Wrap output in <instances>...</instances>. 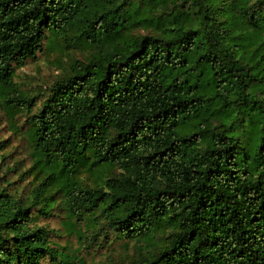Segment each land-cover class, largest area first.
<instances>
[{
	"label": "trees",
	"instance_id": "obj_1",
	"mask_svg": "<svg viewBox=\"0 0 264 264\" xmlns=\"http://www.w3.org/2000/svg\"><path fill=\"white\" fill-rule=\"evenodd\" d=\"M51 35L86 55L38 102L16 70ZM0 105L38 181L0 177V264H76L59 211L131 264H264V0H0Z\"/></svg>",
	"mask_w": 264,
	"mask_h": 264
},
{
	"label": "rangeland",
	"instance_id": "obj_2",
	"mask_svg": "<svg viewBox=\"0 0 264 264\" xmlns=\"http://www.w3.org/2000/svg\"><path fill=\"white\" fill-rule=\"evenodd\" d=\"M146 32L144 29H140ZM43 50H39L35 58L16 70V81L19 86L31 93H39L38 102L45 97L47 90L54 81L66 73L72 58H83L86 55L84 47L74 42L73 37L51 35L45 39ZM26 116L18 114L13 127L0 105V139H4L5 149L0 150V177L14 180L19 190L27 192L38 181L35 179L37 168H33L34 159L31 155L30 141L26 135ZM24 172L22 178L19 174ZM119 172V169H115ZM85 179L92 182L95 175L85 172ZM64 212L42 216L38 223L49 225L53 229V238L64 246V250L74 252L76 264H131L141 253L148 250L147 246L117 238L116 233L107 228L100 231L96 241L80 240L76 232H70L64 223ZM86 228V227H85ZM160 234L158 235V237ZM62 248V247H61ZM46 264H54L46 260ZM56 264V263H55Z\"/></svg>",
	"mask_w": 264,
	"mask_h": 264
}]
</instances>
